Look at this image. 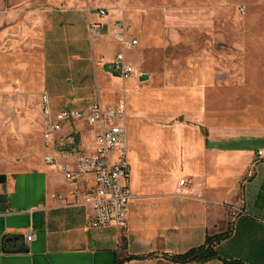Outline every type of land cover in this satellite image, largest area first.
Segmentation results:
<instances>
[{
	"label": "crops",
	"instance_id": "crops-1",
	"mask_svg": "<svg viewBox=\"0 0 264 264\" xmlns=\"http://www.w3.org/2000/svg\"><path fill=\"white\" fill-rule=\"evenodd\" d=\"M99 8L107 9L95 6L94 0H0V45L6 43V53L0 52V65L6 60V70L0 67V75L3 70L9 83L26 87L41 103V137L42 95H48L51 69L70 70L67 82L75 87L73 94L59 96L66 100L64 108L54 110L50 104L52 111L83 109L89 104L77 98L82 84L75 81L82 70L65 61L89 62L90 53L100 86L98 78L110 77L116 54L123 50L114 38V15L101 18ZM92 24L102 28L101 35L91 39ZM112 48L117 50L107 61L105 53L109 56ZM111 74L120 80L138 76L136 70L126 79L113 70ZM107 79L111 83L112 78ZM120 102L101 101L106 106ZM128 117L135 195L128 228L90 227L92 210L67 204L75 186L57 166L43 161L35 169L0 172V195L6 196V203H0V264H116L129 256L146 258L123 264H175L165 255L185 253L204 245L207 237L224 233L228 236L215 246L220 259L204 264L225 260L264 264V156L258 157L259 151L264 152V137L224 142L211 139L207 132L177 129L171 131L167 149L162 147L163 135L150 133L144 135L152 141L146 158L147 152L136 142L138 120H133L129 107ZM73 131L79 132L81 146L89 151L94 133L78 123L67 127L63 137ZM55 154L58 165L74 162L67 150L59 148ZM161 171L168 174L160 175ZM183 177L190 178L191 185L179 195L176 190ZM86 184L88 179L80 187ZM30 234L34 237L28 242Z\"/></svg>",
	"mask_w": 264,
	"mask_h": 264
},
{
	"label": "rangeland",
	"instance_id": "rangeland-1",
	"mask_svg": "<svg viewBox=\"0 0 264 264\" xmlns=\"http://www.w3.org/2000/svg\"><path fill=\"white\" fill-rule=\"evenodd\" d=\"M94 3L109 9L116 20L124 19L129 34L138 40L135 48L125 51L138 76L115 79L110 65V77L98 78V86L99 72L90 53L89 62L68 58L65 62L82 70L75 78L82 84L77 98H82L85 106L98 97L108 104L125 102L133 120H138L135 139L147 152L146 158L150 157L152 141L144 135L150 133L163 135L162 147L167 149L171 131L177 129L200 135L207 132L211 139L224 142L264 137V0ZM87 44L89 47V41ZM5 47L6 43L0 45V52L6 53ZM113 48L109 56L105 53L107 61L117 50ZM2 64L6 70V60ZM69 71L52 68L48 76V96L54 110L65 106L60 95L75 91L74 83L67 82ZM2 72L0 172L35 169L52 153L41 137V103L26 87L9 83ZM107 77L112 78L111 83ZM127 126L131 135L129 119Z\"/></svg>",
	"mask_w": 264,
	"mask_h": 264
},
{
	"label": "built area",
	"instance_id": "built-area-1",
	"mask_svg": "<svg viewBox=\"0 0 264 264\" xmlns=\"http://www.w3.org/2000/svg\"><path fill=\"white\" fill-rule=\"evenodd\" d=\"M101 18L110 16L105 8L96 9ZM114 38L123 50L116 54L112 63L113 73L122 79L128 78L136 69L128 62L126 50L138 45V40L132 38L124 19L113 23ZM100 24H92L88 31L90 38L101 35ZM43 103V142L52 151L45 156L44 161L49 166H57L65 179L75 186L71 193L72 201L68 205H84L92 210L89 226L92 228L116 227L121 230L128 228L130 208L135 198L131 186V166L128 146V108L125 102L114 106H106L100 100L89 104L83 109H65L54 113L50 106L49 96L42 95ZM83 124L94 133V141L89 151L81 146L79 132L73 131L67 135V127ZM64 149L74 155L72 165H58L56 152ZM264 152L259 151L258 157ZM88 179V184L82 189L80 183ZM191 182L183 177L179 180L177 194L182 195ZM64 200L63 196L58 197ZM33 235L27 236L31 242Z\"/></svg>",
	"mask_w": 264,
	"mask_h": 264
},
{
	"label": "trees",
	"instance_id": "trees-1",
	"mask_svg": "<svg viewBox=\"0 0 264 264\" xmlns=\"http://www.w3.org/2000/svg\"><path fill=\"white\" fill-rule=\"evenodd\" d=\"M261 198L264 199V186H263V194ZM228 236V233L209 236L204 245L199 247H195L185 253L177 254V255H165V258L175 264H188V263H198L204 264L210 262L212 260L220 259L218 252L216 251V245L223 241ZM147 256V257H151ZM146 257H137V256H129L124 259L119 260L116 264H123L124 262L134 260V259H145ZM225 264H238L235 261H224Z\"/></svg>",
	"mask_w": 264,
	"mask_h": 264
},
{
	"label": "water",
	"instance_id": "water-1",
	"mask_svg": "<svg viewBox=\"0 0 264 264\" xmlns=\"http://www.w3.org/2000/svg\"><path fill=\"white\" fill-rule=\"evenodd\" d=\"M146 77L145 79H147ZM0 203H6V196L5 195H0Z\"/></svg>",
	"mask_w": 264,
	"mask_h": 264
}]
</instances>
